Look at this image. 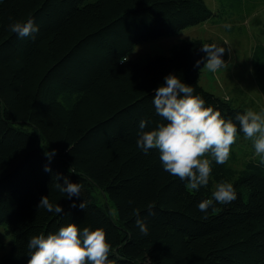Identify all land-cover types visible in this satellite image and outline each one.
I'll use <instances>...</instances> for the list:
<instances>
[{
  "label": "trees",
  "instance_id": "16d2710c",
  "mask_svg": "<svg viewBox=\"0 0 264 264\" xmlns=\"http://www.w3.org/2000/svg\"><path fill=\"white\" fill-rule=\"evenodd\" d=\"M216 15L205 0H0V226L8 235L0 264H28V239L70 222L105 230L109 264H264V163L238 153L243 133L224 164L213 161L199 191L164 171L155 149L145 155L136 146L140 119L149 128L162 120L152 97L170 72L222 114L244 110L199 83L204 66L194 64L211 39L129 57L142 42ZM10 17H34L35 38L11 33ZM250 62L264 77V43L252 47ZM65 176L83 185L72 200L84 198L86 209L55 187ZM221 180L234 184L238 198L216 204L205 219L197 203ZM42 196L63 211L38 208ZM149 201L155 215L147 214ZM133 208L146 219V235Z\"/></svg>",
  "mask_w": 264,
  "mask_h": 264
},
{
  "label": "clouds",
  "instance_id": "9594fccd",
  "mask_svg": "<svg viewBox=\"0 0 264 264\" xmlns=\"http://www.w3.org/2000/svg\"><path fill=\"white\" fill-rule=\"evenodd\" d=\"M7 28L19 38L34 39V34L39 31L34 17L26 20L10 17ZM224 44H201L199 51L204 56L196 60L194 66L203 63L210 72L225 67ZM163 80L164 83L154 89L152 97L155 112L162 120L149 128L150 121L141 118L136 146L145 155L155 149L164 171L185 180L190 190L199 191L209 184L213 161L224 164L229 159L231 146L239 133L251 140L254 154L264 163V108L259 111L246 108L226 116L219 108L207 104L192 85L183 82L174 73H168ZM55 154V150L46 154L49 161ZM44 171H52L50 163L44 165ZM56 177L59 179L60 174L57 173ZM55 187L70 200L74 196H83V185L70 181L67 176L63 177V183L57 182ZM237 198L234 184L221 180L209 198L197 203V208L207 219L209 209L216 204H229ZM132 203L129 201V204ZM72 206L86 209L88 205L83 198L79 205L72 200ZM155 207L156 202L149 201L146 205L147 214L155 215ZM38 208L54 214L63 211L62 206L51 201L48 196L40 198ZM133 213L135 225L146 235L149 232L146 219L140 215L139 208H133ZM27 249L28 264H109L111 244L103 228L85 226L81 229L70 222L53 232L32 235L27 241Z\"/></svg>",
  "mask_w": 264,
  "mask_h": 264
},
{
  "label": "rangeland",
  "instance_id": "374dc122",
  "mask_svg": "<svg viewBox=\"0 0 264 264\" xmlns=\"http://www.w3.org/2000/svg\"><path fill=\"white\" fill-rule=\"evenodd\" d=\"M91 1V0H89ZM217 13L207 21L188 26L180 32L142 42L130 52V58L142 54L171 53L172 46L187 38L211 39L224 44L226 65L216 72L203 67L200 85L220 96L230 98L234 105L259 111L264 108V77L253 71L250 52L255 44L264 43V0H205ZM238 153H253L251 140L239 141ZM245 154V155H246ZM103 200V199H102ZM8 248V235L0 226V255Z\"/></svg>",
  "mask_w": 264,
  "mask_h": 264
}]
</instances>
